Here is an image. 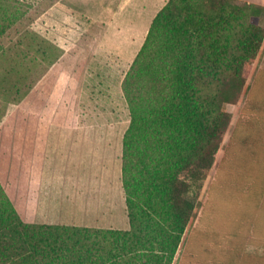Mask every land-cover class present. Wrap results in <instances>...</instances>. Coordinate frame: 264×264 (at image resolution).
<instances>
[{
	"label": "trees",
	"instance_id": "16d2710c",
	"mask_svg": "<svg viewBox=\"0 0 264 264\" xmlns=\"http://www.w3.org/2000/svg\"><path fill=\"white\" fill-rule=\"evenodd\" d=\"M0 2L2 37L19 14L15 0ZM263 19L257 4L169 0L122 82L130 115L122 145L130 229L27 223L0 184V264H173L229 128L227 106L248 90ZM245 141L259 147L251 136Z\"/></svg>",
	"mask_w": 264,
	"mask_h": 264
},
{
	"label": "rangeland",
	"instance_id": "374dc122",
	"mask_svg": "<svg viewBox=\"0 0 264 264\" xmlns=\"http://www.w3.org/2000/svg\"><path fill=\"white\" fill-rule=\"evenodd\" d=\"M15 1L19 20L0 37V184L17 214L26 221L32 143L31 139L23 142L22 136H32L24 131L37 128L41 107L49 94H66L71 99V114L56 116L57 128L68 124L72 128H110L100 133L106 139L95 146L98 155L88 158L87 171L98 173L108 166L113 174L115 228H120L115 230H123L127 207L122 145L130 115L122 82L142 47L140 36L134 46L126 43L110 52L102 42L103 25H94L88 37L89 33L83 34L74 18L68 21L47 17L61 0ZM81 1L68 0L73 5ZM235 1L264 7L262 0ZM1 2L0 11H6ZM260 24L264 26V19ZM53 31L69 35L68 53L50 40ZM58 42L66 41L62 36ZM247 84L242 99L227 106L231 114L229 128L204 185L202 206L173 264H264V43ZM54 109L60 112L59 105ZM237 128L240 134L234 136ZM246 136L257 140L262 148L247 143ZM82 147L94 146L89 141ZM106 153L109 157H104ZM256 161L259 167H255L259 164ZM69 163L64 157H56L51 172L60 176L81 170L79 159ZM221 180L228 182L224 188L221 183L219 186ZM61 183L64 181H55ZM99 193L97 187L95 194Z\"/></svg>",
	"mask_w": 264,
	"mask_h": 264
},
{
	"label": "crops",
	"instance_id": "0c3cea01",
	"mask_svg": "<svg viewBox=\"0 0 264 264\" xmlns=\"http://www.w3.org/2000/svg\"><path fill=\"white\" fill-rule=\"evenodd\" d=\"M168 1L108 0L103 3L102 0H82L73 5L68 0H61L49 10L47 17L68 21L74 18L79 23V29L84 31L83 34L89 33L88 37L93 34L94 25H103V45L109 47L110 52H115V47L122 45L124 47L126 43H132L134 46L138 36H140L139 45H143L153 19ZM51 34L53 38L50 40L68 53L69 35L54 31ZM62 36L66 42L59 44L58 41ZM70 100L63 93L49 94L41 107L37 128L24 131L32 133V136L30 138L22 136L23 142L31 139L32 143L31 170L25 195L26 221L41 225L120 229L115 228L113 174L108 166L103 167L98 173L87 171L88 158L98 155L95 146L106 139L100 133L109 132L110 128H72L70 124L57 128L55 117L71 114ZM55 105H59L60 112L56 113ZM17 107L24 108L22 104H17ZM89 141L93 148L82 147L83 143ZM60 156L64 157V160L67 159L69 164L73 159H79L81 170L55 175L51 172V168L54 159ZM104 157H109V154L106 153ZM55 181H64V183L55 184ZM97 187H100L98 195L95 194ZM126 213L123 230L130 229V223L126 227V223L129 222L128 212Z\"/></svg>",
	"mask_w": 264,
	"mask_h": 264
},
{
	"label": "built area",
	"instance_id": "2783aa9c",
	"mask_svg": "<svg viewBox=\"0 0 264 264\" xmlns=\"http://www.w3.org/2000/svg\"><path fill=\"white\" fill-rule=\"evenodd\" d=\"M262 5L264 6V0H262Z\"/></svg>",
	"mask_w": 264,
	"mask_h": 264
}]
</instances>
